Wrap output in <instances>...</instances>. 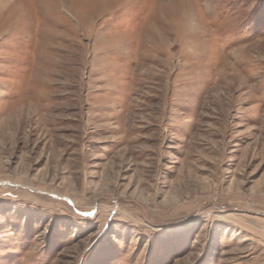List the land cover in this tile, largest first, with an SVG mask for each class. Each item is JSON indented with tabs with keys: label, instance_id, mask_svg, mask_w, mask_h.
Returning <instances> with one entry per match:
<instances>
[{
	"label": "rangeland",
	"instance_id": "374dc122",
	"mask_svg": "<svg viewBox=\"0 0 264 264\" xmlns=\"http://www.w3.org/2000/svg\"><path fill=\"white\" fill-rule=\"evenodd\" d=\"M0 264H264V0H0Z\"/></svg>",
	"mask_w": 264,
	"mask_h": 264
}]
</instances>
